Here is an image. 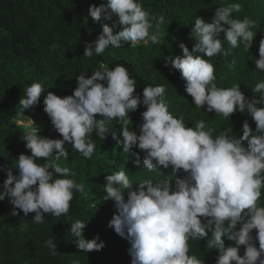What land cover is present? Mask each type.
I'll list each match as a JSON object with an SVG mask.
<instances>
[{"label":"clouds","instance_id":"clouds-1","mask_svg":"<svg viewBox=\"0 0 264 264\" xmlns=\"http://www.w3.org/2000/svg\"><path fill=\"white\" fill-rule=\"evenodd\" d=\"M241 7L239 3L217 7L210 23L196 17L191 28V39L196 41L192 50L181 43L183 56L167 57L166 64L180 71L186 81L185 91L196 108L206 105L207 113L214 111L226 118L237 111L246 112L256 123L255 131L247 120L239 138L229 137L227 131L213 136L214 129L203 120L189 127L183 116L169 112L164 85L143 87L141 99L135 94L136 80L125 66L109 68L101 64L90 77H86L87 72L76 76L77 86L72 95L61 98L51 91L43 95L44 112L62 139L41 136L29 118L23 140L31 154H20L11 168L0 166L7 174L0 200L8 197L24 216L35 213L32 221L36 224L44 223L46 214L67 215L74 193L83 192L84 185L71 178L74 174H70L68 167L57 163L69 157L65 143L91 159L96 147L92 134L95 132L103 140L109 132L107 126L118 120L122 131L119 137L113 134V138L123 145L124 153L138 147L145 153L143 167L150 171L171 167L173 174L172 178L156 182L143 180L135 189L124 169L106 176L104 199L114 200L118 208L109 226L129 241L131 264H204L195 255H189L188 242L207 240L209 233L212 238L208 246L218 250L216 264H264V207L258 204L264 189V107L257 106L264 105V81L252 89L260 95L248 99L240 85L217 86L216 68L210 60L217 55H229L220 33H224L232 49L241 43L246 50L251 46L255 21L248 17L232 18V13L239 12ZM89 12L95 21L102 17L112 20L113 16L118 20L112 27L102 26L98 39L86 45L83 57L102 55L109 46L120 48L125 42L132 47L140 43L158 44L161 35H167L162 29L165 16L151 15L140 0H106L98 7L90 6ZM117 24L122 30L114 34ZM258 51V59H249L254 61L256 71L264 72V39L260 40ZM43 91L40 82L28 86L25 98L19 101L22 111L34 107ZM141 104L146 110L141 113L143 123L137 135L128 127L132 124L129 113ZM40 159L44 162L37 163ZM135 164L140 167L139 158ZM180 170L186 173L184 178L177 176ZM125 190L127 200L123 196ZM86 224L76 220L70 225L77 248L83 252L101 250L105 244L97 243L99 236L92 240L84 238ZM225 236L235 246H226ZM45 243L57 250L53 240ZM240 246L245 247L243 256L239 254Z\"/></svg>","mask_w":264,"mask_h":264},{"label":"trees","instance_id":"trees-1","mask_svg":"<svg viewBox=\"0 0 264 264\" xmlns=\"http://www.w3.org/2000/svg\"><path fill=\"white\" fill-rule=\"evenodd\" d=\"M140 2L151 15L165 16L166 23L162 29L167 35H161L158 44L140 43L132 47L130 42H125L120 48L109 46L102 55L94 53L91 58H87L83 57L86 45L98 39L103 25L112 27L118 20L115 16L112 20L102 17L99 21L91 17L90 6L98 7L106 0H0V166L11 168L20 154H31L23 140L27 126L18 125V121L24 122L30 118L41 136L62 139L44 112L43 95L48 91L61 98L72 95L77 86L76 76L87 72L86 77H90L92 71L99 69L101 64L109 68L118 64L125 66L136 80L135 94L140 95L141 99L143 87L164 85V99L169 112L176 117L183 116L189 127L203 120L214 129L213 136L227 131L229 137L239 138L243 123L247 120L255 131L256 123L246 112L237 111L226 118L217 116L214 111L207 113L206 105L201 109L196 108L192 97L185 91L186 81L180 71L172 68L170 63L166 64V59L183 56L181 43L189 51L192 50L196 41L191 39V28L196 17L210 23L217 7L239 3L241 10L233 12L232 18L248 17L255 21L251 29L255 33L251 46L246 50L241 43L238 48L232 49L224 39V33H220L219 38L229 55H217L210 60L216 68L215 83L218 87L240 85L246 98L259 96L252 89L256 83L264 81V72L256 71L255 63L249 56L259 58V42L264 39V0ZM120 30L122 26L119 24L113 28L114 34ZM33 82L42 83L44 91L34 107L22 111L19 101L25 98L26 88ZM145 110L146 106L141 104L136 111L129 113L132 124L128 127H132L137 135L143 123L141 113ZM97 118L101 117L97 115ZM107 127L109 132L103 140L95 132L92 134L96 147L91 159L84 158L65 143L69 157L67 160L61 158L57 163L68 167L70 174H74L71 178L84 185L83 192L74 193L67 215L55 217L46 214L44 223L36 224L32 221L35 213L24 216L23 211L16 209L8 197L0 200V264H131L129 241L109 226L113 216L118 214V208L114 200L104 199L106 176L124 169L135 189L143 180L156 182L172 178L173 174L171 167L154 171L143 167L145 153L138 147L124 153L123 145H118L117 139L113 138V134L119 137L122 131L118 120L111 121ZM137 158L141 161L140 167L135 164ZM43 162V159L37 160V163ZM13 174H17L15 170ZM177 176L184 178L186 173L180 170ZM6 178V171L0 168V192L3 191ZM123 196L127 200V190ZM258 204L264 207V189ZM13 211L18 214L13 215ZM76 220L87 222L83 230L85 239L92 240L99 236L97 243L103 241L105 247L89 252L78 249L75 242L77 238L69 230ZM252 235L255 238V229ZM211 238L209 233L207 240H189V255H195L204 264H216L218 250L208 246ZM49 239L56 244L57 250L53 251L46 245ZM223 239L226 246H235L227 236ZM255 244L258 248V240ZM244 251L245 247L240 246L241 256Z\"/></svg>","mask_w":264,"mask_h":264},{"label":"rangeland","instance_id":"rangeland-1","mask_svg":"<svg viewBox=\"0 0 264 264\" xmlns=\"http://www.w3.org/2000/svg\"><path fill=\"white\" fill-rule=\"evenodd\" d=\"M29 124H30V120L24 122L22 125H26V126H28ZM34 124H35V123H34Z\"/></svg>","mask_w":264,"mask_h":264}]
</instances>
